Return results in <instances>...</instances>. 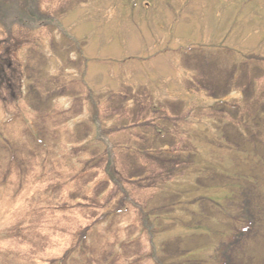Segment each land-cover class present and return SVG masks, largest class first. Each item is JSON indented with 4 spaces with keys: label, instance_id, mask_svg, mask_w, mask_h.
<instances>
[{
    "label": "rangeland",
    "instance_id": "374dc122",
    "mask_svg": "<svg viewBox=\"0 0 264 264\" xmlns=\"http://www.w3.org/2000/svg\"><path fill=\"white\" fill-rule=\"evenodd\" d=\"M206 262L264 264V0H0V264Z\"/></svg>",
    "mask_w": 264,
    "mask_h": 264
},
{
    "label": "trees",
    "instance_id": "16d2710c",
    "mask_svg": "<svg viewBox=\"0 0 264 264\" xmlns=\"http://www.w3.org/2000/svg\"><path fill=\"white\" fill-rule=\"evenodd\" d=\"M219 103L220 104H223V105H225L226 103H225V101L224 100H219ZM231 109H233V108H231ZM100 128H101V126H100ZM100 131V132H99ZM98 132L99 133H101V129H98ZM97 136H98V140H101V141H104L105 139L102 137V135L101 134H97ZM103 138V139H102ZM106 141V140H105ZM106 143H107V141H106ZM108 145H110V143H108ZM176 154V153H175ZM164 155H166L168 158L170 157V159L169 160H175V155L174 154H172V153H164ZM173 156H175V157H173ZM199 200H201L202 202L203 201H208V202H215V200H213V198H211V197H208V196H206V195H204V196H202L201 197V199H199ZM172 207H170L171 208V210H175V207H173V205H171ZM167 208H168V206H167ZM147 209L148 208H145L144 210H145V212L143 213V215H144V218H145V220L147 221V223L149 224V225H151L152 223H155V222H151V219H160L158 216L160 215V214H154L153 212H151L150 210H148L147 211ZM162 211V210H161ZM117 215V211L116 212H113L112 214H111V216L110 217H112V218H114L115 216ZM107 218H105V220H106ZM149 221V222H148ZM152 229H153V227H151ZM160 229H162L163 230V228H160ZM146 230H148V228H146ZM153 231V230H152ZM82 239H83V241H85V240H87L88 239V236H87V232L84 234V236L82 237ZM200 264H202V263H200ZM203 264H210L209 262H206V263H203Z\"/></svg>",
    "mask_w": 264,
    "mask_h": 264
}]
</instances>
